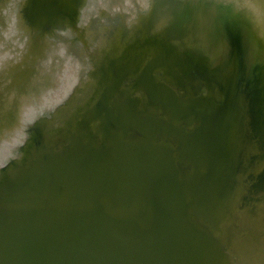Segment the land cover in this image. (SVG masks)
Instances as JSON below:
<instances>
[{
  "label": "water",
  "instance_id": "1",
  "mask_svg": "<svg viewBox=\"0 0 264 264\" xmlns=\"http://www.w3.org/2000/svg\"><path fill=\"white\" fill-rule=\"evenodd\" d=\"M222 1L164 2L170 20L183 9L184 28H206L197 54L202 48L216 59L236 48L218 78L194 82L196 91L217 82L214 103L177 105L160 90L148 95L160 112L146 113L121 103L112 87L84 123L67 126L70 117L57 108L41 117L34 142L37 129L19 128L25 141L0 164V264H264V201L247 222L245 204L236 203L242 175H234L247 153L244 138L249 152L250 139L259 140L264 161V31L258 28V43L237 21V43L248 49L243 62L217 26L227 13L254 25L247 8L259 0ZM30 3L46 16L67 10L49 0ZM205 11L215 22L201 17ZM186 65L176 67L184 72Z\"/></svg>",
  "mask_w": 264,
  "mask_h": 264
},
{
  "label": "flooded vegetation",
  "instance_id": "2",
  "mask_svg": "<svg viewBox=\"0 0 264 264\" xmlns=\"http://www.w3.org/2000/svg\"><path fill=\"white\" fill-rule=\"evenodd\" d=\"M136 1L49 0L50 5H65L67 10L46 16L32 9L30 0H0V164L12 149L8 147H13L6 146L12 130L11 137L20 134V127L37 129L28 142L37 140L39 111L63 108V118H73L67 126L74 121L79 125L100 109L104 93L112 87L121 103L146 113L160 110L148 104V95L160 90L177 105L218 100L217 82L196 91L197 75L176 67L184 59H196L193 48L200 44L192 32L196 25L184 28L179 13L171 20L166 17L165 0H146L145 14L134 17ZM74 63L81 66L77 73ZM67 89L58 104L57 93ZM25 139L23 133L20 143ZM242 142L247 153L241 155V169V159L234 169L237 178L242 175L237 180L241 195L236 203L249 201L255 207L264 199L259 184L264 180L263 152L259 140L250 139V152L247 139Z\"/></svg>",
  "mask_w": 264,
  "mask_h": 264
},
{
  "label": "rangeland",
  "instance_id": "3",
  "mask_svg": "<svg viewBox=\"0 0 264 264\" xmlns=\"http://www.w3.org/2000/svg\"><path fill=\"white\" fill-rule=\"evenodd\" d=\"M179 1L181 2L183 0H179ZM216 1H222V0H216ZM141 2H142V4H141ZM141 2H140V0H137L136 3H135V6H133V8H132V5H131V8L136 13V14H134V17H138L139 15L145 14V12L147 11V9L149 7L148 1H147V3H144L146 1L145 0H141ZM222 2L226 3L225 1H222ZM258 2H259V5H258L257 2H256L257 5L254 2H250L251 3V6H250L251 9L247 8V10L250 13H252V23L254 25L249 24L247 22V20L244 17H242V16H240V17L233 16V15L229 16L228 13L225 14L221 18V21L219 22V25L217 26V30H218V32H222L223 29L226 30V32L229 34V37H228V41L229 42L228 43H232V42L233 43H237L238 40L242 39V37H240V39H239V36H240L238 34L239 32H238L237 29H235L237 27V25H236L237 21H240V23L242 25V28L244 29V32L246 33V30H248V34L250 35V37L251 36L253 37V38L251 37L253 39V41L255 40L256 42L259 43V38L261 37V35H260V32H258L257 30H258V28H263L262 30L264 31V11H263V9H261L262 2L260 0ZM188 9L192 10L194 13L202 11V8H200L199 6L193 5V4H191V6H189ZM181 11H183V9L178 11V12H180V15H181ZM199 16H201V15H199ZM201 17H205L207 19L210 18L212 20V22H215V16L212 15V14H209L206 11L203 12V15ZM199 23H204V21L200 19ZM215 28L216 27L213 25L212 26V31L215 30ZM204 31H206V28H204V26H201V25H197L196 28H192V32L194 34V38L200 44L203 43L202 42V40H203L202 36H204V33H205ZM257 34L259 35V38H258ZM241 36H243V35H241ZM243 44H244V41H243ZM237 45H238V43H237ZM226 48H227V46H226ZM238 49H239L238 52L240 53V57H241L242 61L245 62V50L248 51V49L244 48V46L241 45V44L238 45ZM234 50H236V48H235V46H232L231 50H229L228 57H225L223 54L220 53V54L215 56L216 59H212L209 55H207L206 53H203L204 52V50H203V52H201V54L200 53L196 54V59H194V60L184 59V61L188 63V69L191 70L192 74H194V75H203V74H205V75H207V76H209V77H211L213 79H216L221 74V72L224 70V69L221 70V68H222L221 65H223L226 62H228V60L230 59V57L232 55V52ZM226 51H227V49H226ZM209 60H213V61H211L213 67L212 66H208L207 63L210 62ZM73 67L76 68L75 73H77V68L78 67H79V69L81 68V66L76 64V63H74ZM74 77L75 76L73 75V78ZM74 81L72 80L71 84L69 85L70 88L74 85V83H73ZM68 92H69V89H67V91L64 92V93L58 92V93L61 94V97H59L57 99L58 100L57 101L58 104L61 103L60 101L62 99L66 98V96H67L66 94ZM52 112H53L52 109H50V111L49 110H46V111H42L41 110V111H39L38 115H39L40 118L41 117H49V114L50 113L52 114ZM71 112H73V110ZM70 119L72 120L73 118H70ZM29 121H31V119L28 120V124H29ZM42 126H43L42 124H39L37 126V128L41 129ZM256 210L250 208L249 209V213L254 214V215H256L255 217H257L258 214L256 213ZM246 221L249 222V220H246ZM248 224H246V226H251V225H248ZM260 244L262 245V247L264 246V243L260 242Z\"/></svg>",
  "mask_w": 264,
  "mask_h": 264
},
{
  "label": "bare ground",
  "instance_id": "4",
  "mask_svg": "<svg viewBox=\"0 0 264 264\" xmlns=\"http://www.w3.org/2000/svg\"><path fill=\"white\" fill-rule=\"evenodd\" d=\"M140 2H141V0H140ZM147 3V2H146ZM153 3V2H152ZM142 4V3H141ZM156 4V3H155ZM143 10V9H142ZM146 10V9H145ZM65 78V77H64ZM69 78V77H68ZM64 80H66V79H64ZM67 81V80H66ZM65 91H63L62 93H64ZM56 96H61V94L60 93H57V95ZM17 131V130H16ZM15 133V129L14 130H12V132L10 133V135H9V137L11 138V139H8V140H6L7 142H6V146H10L9 144H13L12 146L13 147H8V148H14V147H17L18 146V144L20 143V141H19V139H20V137H19V135L17 134V136H13V137H11L13 134ZM8 137V138H9ZM2 140V139H1ZM8 144V145H7ZM6 149V148H5ZM4 157V156H3ZM2 158V157H1ZM10 160V159H9ZM2 163H4V159H2ZM246 200V199H245ZM245 200H244V202H245ZM240 202L238 203L239 205L241 204V200H239ZM264 201V200H263ZM263 201H261V202H263ZM249 201H247L246 202V204H245V207H244V210H245V215H246V217H247V219L248 220H250L252 217H255L256 215H254V214H251V213H249V209L250 208H252V209H254V210H256V206L254 207V206H251V204L250 203H248ZM256 213L258 214V212H257V210H256Z\"/></svg>",
  "mask_w": 264,
  "mask_h": 264
}]
</instances>
